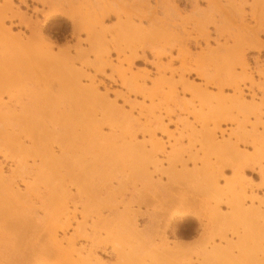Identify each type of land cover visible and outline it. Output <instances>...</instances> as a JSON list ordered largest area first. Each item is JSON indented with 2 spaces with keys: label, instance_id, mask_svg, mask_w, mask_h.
Wrapping results in <instances>:
<instances>
[{
  "label": "bare ground",
  "instance_id": "6f19581e",
  "mask_svg": "<svg viewBox=\"0 0 264 264\" xmlns=\"http://www.w3.org/2000/svg\"><path fill=\"white\" fill-rule=\"evenodd\" d=\"M16 1L0 10V33L16 41L0 75L17 78L11 65L28 61L27 71L43 68L69 104L46 96L15 112L0 99L7 111L0 113V264H105L92 222L102 158L128 167L124 178L133 181L123 211L108 221L116 264H161L160 250L176 245L171 225L187 217L201 232L205 263L264 264V60L252 66L246 55L264 51V0H205L203 11L192 0L201 16L179 27L159 21L165 0H153L145 29L129 22L110 40L102 15L81 31L78 44L92 49L93 60L78 56L79 68L18 44L24 31L42 39V27L21 10L25 0ZM30 1L48 6L43 24L59 13ZM144 51L152 70L134 68ZM140 206L149 218L143 228ZM171 253L167 264H190L183 247Z\"/></svg>",
  "mask_w": 264,
  "mask_h": 264
},
{
  "label": "rangeland",
  "instance_id": "374dc122",
  "mask_svg": "<svg viewBox=\"0 0 264 264\" xmlns=\"http://www.w3.org/2000/svg\"><path fill=\"white\" fill-rule=\"evenodd\" d=\"M43 1L51 3L53 7L59 10V13L52 14V18L43 24V13L48 12V6L42 7L38 3L25 0L26 7L20 6V8L28 16H32V18L35 16L37 18L39 27H42V39H33L31 32L24 31V35L17 42L19 45L26 46L27 49L33 45L40 46L44 49V52H51L54 57L72 61L75 68H79L81 65L80 59L87 61L88 64L93 60L92 49L84 42L78 44V39H85V35L81 31L85 27L90 28L95 18H101L102 15L105 16L102 17V23L107 39H117V36L122 31H125L129 22H132L136 28L145 29L147 26L144 17L151 12L147 9V3L151 6L153 5V0ZM10 2L18 5V1L16 0H0V10L5 9L6 4ZM194 7L195 4L192 0H165L163 5H158L156 8L157 18L163 25L166 24V27L172 25L183 26V23L185 25L189 21L192 22L200 18L201 15L199 16L198 13H195L198 11H193ZM198 7L199 11L205 10V0H198ZM139 18L142 24H139ZM208 29L210 38L214 41L216 37L212 28L209 26ZM16 32L17 30L13 29V35ZM15 43L16 41L6 38L0 33V63L5 61L4 54L12 51L11 49L14 48V45L16 46ZM189 44L192 47L195 46L192 41ZM134 45L137 44H132L131 47ZM143 53L142 58L133 61L134 68L138 70H152L153 61L150 52L144 51ZM246 55L252 66L255 61L264 60V51L262 50L259 53L256 50H248ZM78 56L80 59H78ZM111 56H114V54L111 53ZM11 67L12 71L16 70L15 72L18 74L17 78L14 72L0 75V83L2 84L0 87V99L3 106L18 109L20 105H25L26 107L28 106L27 108L33 109V106L38 105L37 107H39V105H43V100L46 96H57L62 106L69 104L64 92L56 86L55 82H50L43 68L40 69L39 73H31L29 70L27 71V69H30L29 62L25 60L23 65L19 66L13 63ZM106 73L109 74L110 70L107 69ZM98 78L102 79L106 84L108 83L102 76ZM45 84H48L47 87ZM16 109L13 110L16 112ZM19 111L20 109L17 113H20ZM6 112V109H0L1 114ZM6 166L8 167L7 163ZM96 166L97 175L93 182L94 192L92 194V199L94 200L92 217V222L94 223L93 238L97 249L96 253L101 256L105 264H116L117 260L110 253V242L106 235L109 228L108 221L111 218L110 213L116 214L123 211V207L119 205V202L121 200L125 203L128 201L133 181L128 177L124 178L129 173V169L126 166L119 170L114 163L105 158L100 159ZM245 173L257 181V173H250L248 171ZM133 199L131 209L137 210L139 198L134 197ZM139 208L143 214V207L140 206ZM142 214L136 218L140 228L149 225V218ZM89 225L88 227H90ZM168 239L169 241L175 240L176 245L169 242L167 246L162 248L163 250H160L163 258H165L160 261L161 264L170 262L174 255L171 252H175L178 247H183L188 252L190 264H207L205 263L207 257L201 251L204 243L203 238L193 218L176 219L171 225Z\"/></svg>",
  "mask_w": 264,
  "mask_h": 264
}]
</instances>
